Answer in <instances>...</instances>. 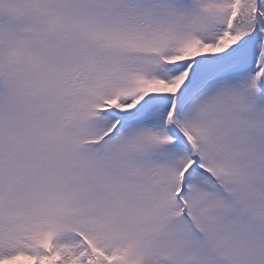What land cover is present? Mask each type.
I'll return each mask as SVG.
<instances>
[{"label": "snow or ice", "instance_id": "1", "mask_svg": "<svg viewBox=\"0 0 264 264\" xmlns=\"http://www.w3.org/2000/svg\"><path fill=\"white\" fill-rule=\"evenodd\" d=\"M0 264H264V0H0Z\"/></svg>", "mask_w": 264, "mask_h": 264}]
</instances>
